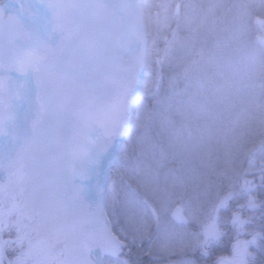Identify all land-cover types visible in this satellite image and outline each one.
Returning <instances> with one entry per match:
<instances>
[{
	"label": "snow or ice",
	"instance_id": "1",
	"mask_svg": "<svg viewBox=\"0 0 264 264\" xmlns=\"http://www.w3.org/2000/svg\"><path fill=\"white\" fill-rule=\"evenodd\" d=\"M196 7L202 18L185 12L179 53L166 47L150 58L153 10L172 11L163 25L171 30L192 5L0 0V136L10 137L0 143V264H129L125 252L145 242L153 264L188 253L203 264H254L264 228L250 231L254 216L243 212L264 221V139L259 164H227L257 108L264 137V50L249 43L256 4ZM221 14L230 16L222 32ZM202 63L216 72L193 90L189 72ZM238 64L246 76L230 74ZM17 72L25 77L20 104ZM193 118L204 120L195 142ZM92 127L103 143L69 146ZM213 142L223 145L225 167L209 161L198 170L194 155ZM257 175L258 184L249 179ZM225 218L236 233L227 256L214 254L228 236Z\"/></svg>",
	"mask_w": 264,
	"mask_h": 264
},
{
	"label": "rangeland",
	"instance_id": "2",
	"mask_svg": "<svg viewBox=\"0 0 264 264\" xmlns=\"http://www.w3.org/2000/svg\"><path fill=\"white\" fill-rule=\"evenodd\" d=\"M163 3H171L173 0H160ZM176 2L181 3L182 5H192L193 8L191 9H181V19L179 21L172 20L171 21V30L166 29L164 25L165 15H172V11L166 10L163 8L154 9V23L152 25V41L153 43L150 45V58L155 57L158 53L163 54V50L167 47L171 54H177L182 49L183 45L186 44V34L187 29L185 26L184 15L187 12L193 19L197 22L202 18V13L196 7L199 5H204L209 2V0H176ZM220 3L232 5L238 3L239 0H219ZM256 4L254 18L251 20V28L249 34V43L253 50L259 53L261 50H264V29H262L257 23L256 20H264V12L260 7V0H254ZM155 13H159L158 17H155ZM230 25V16L221 14L218 17V21L215 27L219 31L226 30ZM166 41L169 43L166 44ZM197 60L199 58H196ZM178 63H183V61H178ZM216 72V69L208 65L206 63L202 64H195L193 65L192 69L189 72L188 82L193 85V90H195V86L198 83H202L206 77L213 75ZM230 74H235L237 77L246 76V69L243 64H238L234 66L232 69H229ZM239 112V109L237 110ZM259 117H260V110L259 108L256 109L254 113V119L252 121L251 129L246 132L243 136L240 146V151L238 154L234 155L233 161L227 164V167H239L243 165L247 167L248 162L250 159H254L257 164H259V159L261 155L260 151V142L261 139H264L260 135L259 132ZM246 118V117H243ZM204 120L203 118L197 120L193 118L190 121L192 127V138L193 142H195V137L197 135V124L203 125ZM119 149H123V145L118 143ZM193 160L195 161V166L198 170H207V166L209 161L212 163L219 164L220 168L225 167V158H224V149L222 143L213 142L209 149L205 152H198L194 155ZM119 158L117 161H114V164L118 166ZM113 175H115V168H113ZM249 179L254 180L253 176H250ZM255 181V180H254ZM88 181L85 179L84 184H87ZM258 189V194H259ZM245 217H253L254 219L251 220V223L248 225V229L254 227L256 223L261 220V213L259 211L256 212H249L245 210L243 212ZM224 226L227 228L228 236L224 243H222L218 249L214 250V254H222L227 256L230 254V243L229 241L236 235L235 230L231 228V226L227 223V219L225 218ZM193 230V226L189 225V231ZM5 236L8 235L6 232ZM12 235L14 236L15 233L13 232ZM148 247L147 242L143 246L137 244L131 246L130 251L125 252V258L129 262V264H153V261L156 259L155 257H150L146 254L145 248ZM255 260L254 264H262L264 262V249L255 248ZM181 261H192L193 264H203L202 258L198 253H188L187 255H174L166 258H162L160 260V264H180ZM211 264V262H209Z\"/></svg>",
	"mask_w": 264,
	"mask_h": 264
},
{
	"label": "bare ground",
	"instance_id": "3",
	"mask_svg": "<svg viewBox=\"0 0 264 264\" xmlns=\"http://www.w3.org/2000/svg\"><path fill=\"white\" fill-rule=\"evenodd\" d=\"M0 131H4V130H0ZM94 132V131H93ZM87 133V129L82 133V135H83V137L85 138V140H86V136H85V134ZM102 133H100L99 135H97L96 136V141L97 142H94L93 143V145H95V144H97V143H100V140H101V143H103V140H102ZM88 143H89V140H86V147H88ZM3 179V174L2 173H0V180H2Z\"/></svg>",
	"mask_w": 264,
	"mask_h": 264
},
{
	"label": "trees",
	"instance_id": "4",
	"mask_svg": "<svg viewBox=\"0 0 264 264\" xmlns=\"http://www.w3.org/2000/svg\"><path fill=\"white\" fill-rule=\"evenodd\" d=\"M254 178H255V179H254L255 182L258 184V183H259V177H258V175L255 176ZM262 228H264V223L261 222V221H259L258 223H256V224L254 225V227L249 228V230H250V231H251V230L260 231Z\"/></svg>",
	"mask_w": 264,
	"mask_h": 264
},
{
	"label": "water",
	"instance_id": "5",
	"mask_svg": "<svg viewBox=\"0 0 264 264\" xmlns=\"http://www.w3.org/2000/svg\"><path fill=\"white\" fill-rule=\"evenodd\" d=\"M20 78H23V76L20 74V73H15V75L13 76V78H12V81L13 82H15V83H18V79H20ZM24 84V83H23ZM22 84V85H23ZM20 100H21V103H22V101H23V93H22V95H21V98H20ZM69 143V146H75L76 147V145H74L73 143H71V142H68ZM80 180H81V177H80Z\"/></svg>",
	"mask_w": 264,
	"mask_h": 264
}]
</instances>
